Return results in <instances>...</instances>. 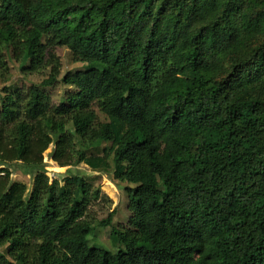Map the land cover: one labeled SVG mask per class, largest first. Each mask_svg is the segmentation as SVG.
<instances>
[{
    "label": "trees",
    "instance_id": "trees-1",
    "mask_svg": "<svg viewBox=\"0 0 264 264\" xmlns=\"http://www.w3.org/2000/svg\"><path fill=\"white\" fill-rule=\"evenodd\" d=\"M56 46L84 66L48 106ZM3 52L51 70L1 98L0 162L38 169L53 143L58 166L112 168L133 185L110 252L87 245L83 175L37 170L26 197L0 167L5 263L264 264V0H0ZM84 140L108 146L88 154Z\"/></svg>",
    "mask_w": 264,
    "mask_h": 264
},
{
    "label": "rangeland",
    "instance_id": "rangeland-1",
    "mask_svg": "<svg viewBox=\"0 0 264 264\" xmlns=\"http://www.w3.org/2000/svg\"><path fill=\"white\" fill-rule=\"evenodd\" d=\"M45 41L46 37H43V42L45 43ZM51 51L53 53L49 52L46 60L54 56L52 57L51 65L58 63L60 73L53 85L44 87L48 96V106L59 104V102L64 101L68 93L73 91L72 86L66 85L61 81L63 75L67 71H74L84 66L82 62L73 60L71 51L65 46H56ZM3 55V59L0 61V101L6 91L16 88L26 90L31 84H40L49 76L50 65L47 67L42 65L38 70L31 71L30 62L20 64L10 59L7 52H3ZM90 107L95 112L98 121L107 120L97 100L93 101ZM66 129L73 133L71 122L67 124ZM75 140L79 147L80 143L77 135H75ZM84 142V147L88 154L101 153L108 146V143L105 142L99 146L89 145L88 140H84ZM53 149L54 144L52 143L45 150L42 165L38 166V169L36 167L32 169L19 161L0 162V167L9 168L12 181L26 184V197L30 193L33 177L37 170L44 171L50 179L57 178L58 180L74 174L83 175L91 185V191L87 196L86 213L83 217L86 221H89L92 227L87 236V245L102 247L110 252L117 251L121 246L112 238L111 233L113 228H123L128 224L130 213L127 209L126 186L133 185L129 182L115 179L112 168L108 171H93L83 163L75 166H58L51 159ZM110 214V222L101 223V220L108 218ZM207 249L208 244L204 243L202 250L196 252L195 261L200 259ZM4 259L12 262L6 254V247H0V264H9L5 263Z\"/></svg>",
    "mask_w": 264,
    "mask_h": 264
}]
</instances>
